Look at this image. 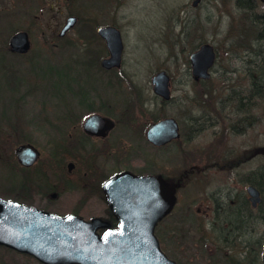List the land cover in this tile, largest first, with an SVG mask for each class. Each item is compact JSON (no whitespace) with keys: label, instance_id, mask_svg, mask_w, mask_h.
Here are the masks:
<instances>
[{"label":"rangeland","instance_id":"rangeland-1","mask_svg":"<svg viewBox=\"0 0 264 264\" xmlns=\"http://www.w3.org/2000/svg\"><path fill=\"white\" fill-rule=\"evenodd\" d=\"M243 1L253 8L239 0H0L2 194L115 226L105 180L124 170L159 174L169 188L179 183L173 210L155 225L163 252L179 264H239L242 248L228 251L226 225L210 221L208 206L228 200L229 190L246 193L249 171L264 166V96L250 95L264 72V22L256 19L264 20V0ZM69 14L79 21L61 36ZM106 24L122 34L120 67L101 65L108 50L97 27ZM22 29L32 42L26 54L9 49ZM205 42L216 59L210 77L195 81L190 54ZM160 70L170 75V99L153 90ZM92 113L110 116L115 127L103 137L87 134ZM167 116L179 122L180 136L160 147L145 134ZM22 143L40 151L31 165L16 156ZM209 239L221 246L213 253ZM227 251L231 257L221 255ZM0 263L46 264L4 244Z\"/></svg>","mask_w":264,"mask_h":264},{"label":"water","instance_id":"water-1","mask_svg":"<svg viewBox=\"0 0 264 264\" xmlns=\"http://www.w3.org/2000/svg\"><path fill=\"white\" fill-rule=\"evenodd\" d=\"M75 22L76 17H68L60 34ZM98 32L110 53L101 60V65L106 69L120 67L123 51L120 30L115 26H100ZM30 47L28 31L21 30L11 36L10 50L25 53ZM190 59L194 78H209V69L215 61L213 45L203 43L191 53ZM152 82L158 95L171 97L166 71L157 72ZM113 125L110 118L92 114L84 128L88 133L104 136ZM179 136V123L174 117L153 122L146 131L147 139L158 145ZM39 155L32 143H22L16 148V156L24 165L33 164ZM73 166L70 162L68 170ZM177 186L179 183L169 188L159 174L137 175L129 170L108 178L103 188L111 210L120 221L117 229H111V222L101 217L86 220L75 214L60 215L0 197V243L32 254L46 264H179L163 252L154 231L156 223L176 203ZM247 190L256 204L261 199L260 190L254 185H249ZM99 228L109 229L101 235Z\"/></svg>","mask_w":264,"mask_h":264},{"label":"flooded vegetation","instance_id":"flooded-vegetation-1","mask_svg":"<svg viewBox=\"0 0 264 264\" xmlns=\"http://www.w3.org/2000/svg\"><path fill=\"white\" fill-rule=\"evenodd\" d=\"M69 16L76 17V22L70 28V29H72L78 23L79 16H77L75 14H69L67 17H69ZM67 17H66V19H67ZM66 19H65V21H66ZM106 25H112V24H106ZM97 34H98L97 37L99 39L100 38L103 39L98 32H97ZM63 36H66V34ZM29 37H30V33H29ZM93 37L94 36H91V37L88 36L89 39L93 38ZM43 38H44V36H43ZM30 39H31V37H30ZM99 114H101V113H99ZM105 116H107V115H105ZM108 117H110V116H108ZM111 119H112L114 125L109 130L106 131V134L104 136H106L108 134V132L111 129H113L116 125V120H114L113 118H111ZM83 130L91 136L103 137L102 135H97L94 133H88L84 128V123H83ZM158 146L161 147L164 145H158ZM253 158H251V159H253ZM247 159H248V156L243 157V158L239 159L237 161V163L245 162ZM229 166H231V163L229 164ZM262 167H264V166H261V167L258 166L256 168H253L250 170V171L254 172L253 178L258 180L260 185H258L256 183H251V182L246 180L245 181L247 183L246 190H245L246 193L244 192V190H241V191L236 190V192L229 190L228 195H227L228 200H226L225 202L222 201V204H221L222 210L221 211H216L214 202H213V204L211 202V205L208 206V208L210 210L209 214L211 217L210 221L219 222L221 220L222 221L229 220V224L228 225L225 224L226 225V227H225L226 232H225V235H223V233H222V239L224 240V243L228 245V251H231L230 247H232V246L238 245L240 248H242L241 258L236 259L239 264H245V261H246V264H262L263 263V251H264V242H263V239H264V194L263 193L264 192H263L262 188H263L264 174H261ZM249 185H254L260 190L261 199L259 201H257L256 204H253L251 201L250 194L247 190V187ZM229 194H232V195L229 196ZM0 197L3 199L10 200V201H16V202L20 201L21 202L20 199L5 197L2 194L1 190H0ZM22 203H25V202L22 201ZM29 205H31V204L29 203ZM229 205H231V207ZM232 207L236 208V210H239L238 213L236 211V217H235L234 221H232V219L229 216H227L229 214V210H231ZM244 214L249 215V216L246 218L244 216ZM219 216H220V218H219ZM250 216H252V221H251ZM230 219H231V222H230ZM235 221H237V224H234ZM226 223H228V221H226ZM118 224H119V221L116 223L115 226H114V224L112 226L118 227ZM244 224H246V225H244ZM250 224H251V226H250ZM250 230H252V232ZM261 231H263V232H261ZM208 244H210V246L213 247V249H210V251H212L211 253L215 252L217 249H219L221 247V246L218 247V244L215 241H212L210 239L208 240L206 247L208 246ZM228 251L222 252L223 256L226 255L228 257H231L230 256L231 252H228Z\"/></svg>","mask_w":264,"mask_h":264},{"label":"trees","instance_id":"trees-1","mask_svg":"<svg viewBox=\"0 0 264 264\" xmlns=\"http://www.w3.org/2000/svg\"><path fill=\"white\" fill-rule=\"evenodd\" d=\"M239 3H241V6H243V7L253 8L252 7V4L251 3H248L247 1L246 2L243 1V4H242V0H239ZM256 16H258V15H256ZM256 19L260 20L261 22H264V20H261L259 18H256ZM259 38L264 41V27L260 31ZM250 95L253 96V97L254 96H257V97H263L264 96V72L260 73L258 75V77H256L253 80V88H252V90L250 92ZM253 173H254L253 171H250L249 174H248V176H247V178H246V180L249 181V182H251V183H256V184L260 185L259 182H258V180H256V179L253 178ZM261 174H264L263 169L261 170ZM231 195L232 194H229V196H231ZM214 202H215V200H214ZM221 204L222 203H220L219 201H216L215 202L216 211H221L222 210ZM229 206L231 207V205H229ZM235 214H236V208H233L232 207L231 210H229V214L227 216H229L232 219V221H234V219L236 217ZM219 218H220V216H219ZM231 219H230V222H231ZM226 221H228V223H226ZM223 222L225 224H227V225L229 224V220H225ZM244 225H246V224H244ZM222 229H225V227L222 228ZM221 255L223 256V254H221Z\"/></svg>","mask_w":264,"mask_h":264},{"label":"bare ground","instance_id":"bare-ground-1","mask_svg":"<svg viewBox=\"0 0 264 264\" xmlns=\"http://www.w3.org/2000/svg\"><path fill=\"white\" fill-rule=\"evenodd\" d=\"M236 211H237V213H238L239 210H236ZM235 215H236V214H235ZM244 216L247 218L249 215L244 214ZM250 217H251V221H252V216H250ZM234 224H237V221H235Z\"/></svg>","mask_w":264,"mask_h":264}]
</instances>
